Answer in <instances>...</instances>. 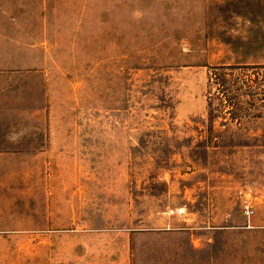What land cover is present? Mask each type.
I'll use <instances>...</instances> for the list:
<instances>
[{
    "label": "rangeland",
    "instance_id": "374dc122",
    "mask_svg": "<svg viewBox=\"0 0 264 264\" xmlns=\"http://www.w3.org/2000/svg\"><path fill=\"white\" fill-rule=\"evenodd\" d=\"M0 264H264V0H0Z\"/></svg>",
    "mask_w": 264,
    "mask_h": 264
},
{
    "label": "built area",
    "instance_id": "2783aa9c",
    "mask_svg": "<svg viewBox=\"0 0 264 264\" xmlns=\"http://www.w3.org/2000/svg\"><path fill=\"white\" fill-rule=\"evenodd\" d=\"M248 214H251L253 212V209L250 210V207L247 209Z\"/></svg>",
    "mask_w": 264,
    "mask_h": 264
}]
</instances>
